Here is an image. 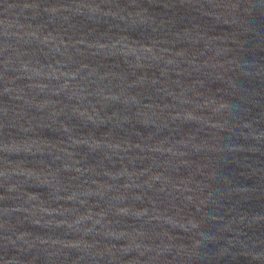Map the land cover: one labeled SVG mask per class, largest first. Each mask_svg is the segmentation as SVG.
<instances>
[{
	"label": "water",
	"instance_id": "1",
	"mask_svg": "<svg viewBox=\"0 0 264 264\" xmlns=\"http://www.w3.org/2000/svg\"><path fill=\"white\" fill-rule=\"evenodd\" d=\"M0 264H264V0H0Z\"/></svg>",
	"mask_w": 264,
	"mask_h": 264
}]
</instances>
